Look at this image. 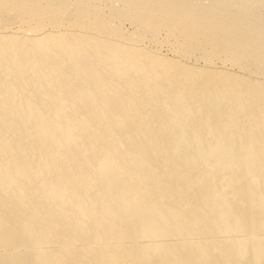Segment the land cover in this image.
Instances as JSON below:
<instances>
[{"label": "bare ground", "instance_id": "6f19581e", "mask_svg": "<svg viewBox=\"0 0 264 264\" xmlns=\"http://www.w3.org/2000/svg\"><path fill=\"white\" fill-rule=\"evenodd\" d=\"M262 67L264 0H0V264H264Z\"/></svg>", "mask_w": 264, "mask_h": 264}, {"label": "rangeland", "instance_id": "374dc122", "mask_svg": "<svg viewBox=\"0 0 264 264\" xmlns=\"http://www.w3.org/2000/svg\"><path fill=\"white\" fill-rule=\"evenodd\" d=\"M116 18H114V20H115ZM121 20V21H120ZM120 20H117V21H120L119 23V25H120V28H122L121 30H122V32H124V33H126V34H128V32L130 33H132V32H134L136 29L134 28V25H131V22H130V20H125V19H120ZM116 21V22H117ZM15 25H13V27H14ZM12 29H14V28H12ZM125 30V31H124ZM136 32V31H135ZM164 33L165 32H163V31H161L160 30V34L159 33H157V35L159 34V36H157L155 39L151 36V34H149V32L147 33V32H145V34H144V39H142L141 40V42H139L140 43V46H143V47H145L146 49H148V50H150V51H152V52H155V53H157V54H159L160 56H167V57H169L170 55H172L171 54V45H169L170 44V40H165V37H164ZM163 39V40H162ZM167 41H169V42H167ZM182 61L183 62H186V63H188V64H196V65H201V64H203L202 63V61L201 60H195V58L193 57V56H191V57H189V58H182ZM214 62H216L215 63V65H220V62H219V60H214ZM224 67H226V68H231V70H236L237 68H236V66H230L228 63H226L225 65H223ZM261 73H264V68L262 67L261 68ZM254 76V75H253ZM258 76V75H257ZM262 76V75H261ZM259 77H260V75H259Z\"/></svg>", "mask_w": 264, "mask_h": 264}]
</instances>
